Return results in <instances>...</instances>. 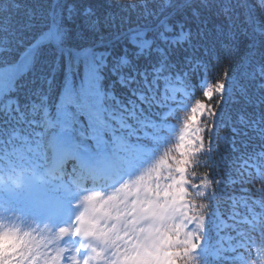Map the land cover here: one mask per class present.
I'll list each match as a JSON object with an SVG mask.
<instances>
[{
  "label": "snow or ice",
  "instance_id": "obj_1",
  "mask_svg": "<svg viewBox=\"0 0 264 264\" xmlns=\"http://www.w3.org/2000/svg\"><path fill=\"white\" fill-rule=\"evenodd\" d=\"M257 10L264 14V0H0V165L42 177L35 191L53 205L76 197L72 206L88 210L86 232L104 233L116 217L117 254L128 264H255L264 245V59L249 43L234 67L210 75L214 65L196 58L193 40L208 27L202 11L213 12L230 57L234 17L264 37ZM197 93L204 111L193 132L204 145L175 183L179 203H164L177 194L174 169L139 199L126 197L121 186H134ZM221 141L232 159L213 176ZM165 211L170 227L146 226L149 212ZM65 237L5 234L16 247L4 264H85L86 247L52 248Z\"/></svg>",
  "mask_w": 264,
  "mask_h": 264
},
{
  "label": "trees",
  "instance_id": "obj_2",
  "mask_svg": "<svg viewBox=\"0 0 264 264\" xmlns=\"http://www.w3.org/2000/svg\"><path fill=\"white\" fill-rule=\"evenodd\" d=\"M128 11H120V15H128ZM258 15H264L259 13ZM135 16L136 13H131ZM208 20V27L204 29L203 36L197 34L193 40L194 45L199 46V51L196 52V58H203L209 60L213 65L214 69L210 75H214L219 72L220 69L225 67H234L236 61L238 60L240 54L248 51V44L252 43L256 45V50L258 52L257 60L264 59V37L258 36L252 31V28L248 27L243 23V16H240L239 20L234 17V27L233 30L237 33V40L235 42L238 51L234 52L232 56H225L224 49L222 45L224 43H229L227 38V28L225 27L223 32H218L216 30V25L220 21L215 17L213 12L202 11L201 20ZM189 23L193 28V31L198 33L197 25L195 19L189 14ZM202 26V25H201ZM245 29H247V35L241 34ZM207 51L208 55L205 57L204 52ZM217 57L219 60L217 61ZM190 108H195L200 102L199 94L191 96L188 100ZM202 104V103H201ZM238 106H233L235 110ZM229 108L225 105V109ZM188 115L184 114L183 111H178L176 113L174 125L177 128V134L182 135L186 132L189 125ZM224 134H227L226 132ZM202 145L204 141L202 140ZM176 147L178 143L176 139L172 136L161 142L158 146L156 158L151 162L149 167L145 170L142 176L136 178L134 186L122 185L121 190L123 194L127 196H137V194H142L148 192L153 187V181L159 182L163 174L169 169H174L181 173L179 178L173 177L174 183L172 184L173 192L177 193L173 196V200L169 201L165 198L164 203L168 205L169 208H174L176 204L179 203V191L175 188V183L184 182V164H181L178 159L179 151L177 154ZM193 156V153L188 155ZM179 157V158H177ZM227 157V158H226ZM232 159L230 152V145L227 141H221L219 145V150L215 151L212 156V174L215 176L217 172H222L226 169V165ZM171 161V163H170ZM192 163H196L193 159ZM206 171V170H205ZM42 182V177L38 175H33L28 169L23 167H6L0 165V229L8 233H16L19 235H24L25 233H31L36 237H44L46 239L47 235L43 229V217H42V207L37 204L34 198V194L37 195L34 186ZM155 187H159V183H156ZM196 185H193L195 188ZM118 190V191H121ZM96 197L97 201L106 199L102 193H91ZM74 198V202L76 197ZM111 197L107 198L110 199ZM86 197H81L76 204H80L82 201H86ZM139 199V196H137ZM119 201V198H117ZM132 203H136L133 200ZM141 203L145 206L151 205L153 202L150 200H143ZM83 208H81L82 210ZM88 218V210L85 207L81 218ZM110 220L115 221L111 223L110 227L106 228L104 233L100 231H91L84 234L91 238L96 243L97 255L100 259L101 264H113L119 262L120 264H128L124 258L117 254V245L115 242V236L120 231L119 220L116 217H110ZM146 226L161 228L170 227L172 222V213L169 211L165 212H149L145 217ZM131 223V222H129ZM16 247L15 241L0 254V264H4L3 257L5 254H11L12 250ZM112 249V251H109ZM264 259V245H261L258 250L251 254V260L255 264H261V260Z\"/></svg>",
  "mask_w": 264,
  "mask_h": 264
},
{
  "label": "rangeland",
  "instance_id": "obj_3",
  "mask_svg": "<svg viewBox=\"0 0 264 264\" xmlns=\"http://www.w3.org/2000/svg\"><path fill=\"white\" fill-rule=\"evenodd\" d=\"M186 107L187 111L189 110L188 106ZM204 106L201 104L197 109L192 110L190 116L194 115L195 117L193 120H197V118L203 114ZM194 138L189 137L186 144H182V147H193V140ZM38 194V193H37ZM35 197V194H34ZM38 200L40 203H44V199L41 198L39 195H37ZM47 203L43 206V218L44 223L43 229L45 231V234L47 235L45 241H47L49 233L55 235V233L63 232L68 237H65L63 239H57L53 240L52 248L53 249H59L62 248L65 251V255H72L73 249L79 247H85L83 243L77 245V242H73L71 234H70V228H71V222L76 219L77 221L79 218V215L83 214V211L85 210V207L80 210L79 208L73 207L74 198H72L71 201L69 200H63L59 205H53L52 203L45 200ZM79 212V213H78ZM83 217V216H82ZM48 219V220H46ZM80 226V223H79ZM78 226V232H80L82 229ZM5 234H10L8 232H4L0 229V241H4L5 243L3 245H0V254L4 252L12 243L13 240H5ZM82 235V234H81ZM83 241V240H82ZM86 243L85 241H83ZM89 250L88 256L85 257V264H101L98 256L96 255V252L93 250L92 246H89L87 248ZM114 264H119V262H115Z\"/></svg>",
  "mask_w": 264,
  "mask_h": 264
},
{
  "label": "built area",
  "instance_id": "obj_4",
  "mask_svg": "<svg viewBox=\"0 0 264 264\" xmlns=\"http://www.w3.org/2000/svg\"><path fill=\"white\" fill-rule=\"evenodd\" d=\"M197 134L198 132H193V129H192V136L195 138V140L198 138Z\"/></svg>",
  "mask_w": 264,
  "mask_h": 264
},
{
  "label": "clouds",
  "instance_id": "obj_5",
  "mask_svg": "<svg viewBox=\"0 0 264 264\" xmlns=\"http://www.w3.org/2000/svg\"><path fill=\"white\" fill-rule=\"evenodd\" d=\"M5 242L4 241H0V245H3Z\"/></svg>",
  "mask_w": 264,
  "mask_h": 264
},
{
  "label": "bare ground",
  "instance_id": "obj_6",
  "mask_svg": "<svg viewBox=\"0 0 264 264\" xmlns=\"http://www.w3.org/2000/svg\"><path fill=\"white\" fill-rule=\"evenodd\" d=\"M76 228V227H75ZM82 241V240H81ZM83 242V241H82Z\"/></svg>",
  "mask_w": 264,
  "mask_h": 264
}]
</instances>
